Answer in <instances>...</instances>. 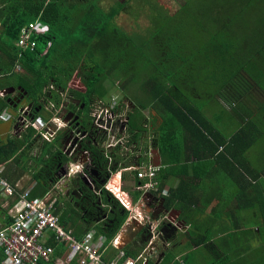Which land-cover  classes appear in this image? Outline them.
<instances>
[{"label":"trees","instance_id":"16d2710c","mask_svg":"<svg viewBox=\"0 0 264 264\" xmlns=\"http://www.w3.org/2000/svg\"><path fill=\"white\" fill-rule=\"evenodd\" d=\"M101 1L0 0V26L5 29L3 34L8 39L18 38L21 29L32 22L40 21L49 27L48 33L33 38L35 50H27L22 56V66L29 74L26 79L24 77L25 90L35 107L31 116L45 115L44 89L51 87V92L54 88L65 90L73 78L81 81L84 90L72 92L87 105L104 101L107 94L105 81L111 80L118 86L121 104L125 106L126 100H132L130 111L136 110L137 116H142L140 109L151 102L172 110L173 120L179 122L175 126L190 133L187 140L193 138L188 150L198 160L196 169L202 166L206 173L209 170L206 162L213 159L218 165L212 185L218 188V178H221L228 183L225 186L221 181V190H227L229 184L235 187L225 196L214 190L209 192L211 202L215 201V204L206 217L213 218L217 230L222 229L227 236L210 242L207 233L210 223H190L185 219L191 226L188 247L198 249L185 254L180 262L176 258H171L174 261L170 262L181 264L183 260L185 264H192L208 249L211 258L205 264H264V248L256 250L257 240L264 241V197L256 196L257 188L262 185L258 184L259 180L264 177L245 174L252 162L248 157L251 146L258 138H264V0H186L174 15L168 14L167 8L158 2L148 0L151 26L132 34L116 22L127 1L117 2L109 9L100 5ZM195 4L198 7L195 8ZM14 53L10 55L12 63L19 58L17 48ZM194 81L203 82L205 89L208 85L211 87L212 97L208 104L200 103V94L192 93V97L182 87L183 83ZM142 101L146 105L139 106ZM211 103H215L213 109L218 106L220 112L228 114L229 122L232 112L239 118L240 126L232 134L225 133L229 128L228 121L223 125L219 115L206 116ZM1 104L5 106L6 103ZM138 124L135 122L134 128L140 130ZM36 134L31 128L26 140L34 139ZM21 145L24 148L30 146L22 142L15 144L12 150L17 151ZM45 147L41 157L47 155L46 159L43 157L46 164L34 176L40 188L32 197L42 196L55 186L58 171L54 166L68 160L62 150L51 152L49 146ZM1 150L7 151L4 147ZM260 155L264 159V149ZM100 160H97L98 175L103 177L101 169L105 162ZM187 181L184 180L183 187L189 183L197 184ZM245 183L247 199L243 198ZM112 190L119 195L117 184ZM98 193L96 196L91 194L93 200L100 201V208L96 210L94 204L86 207L91 215L94 213L92 222L88 219L87 224H95L96 218L107 214L105 222L95 224L97 233L108 239L109 249L103 260H115L120 251L125 257L118 264L127 257L136 259L138 252L113 247L114 238L125 224L129 211L100 186ZM168 202L171 204L170 200ZM203 203V200L198 201L199 205ZM56 206L57 212H62L61 223L66 226L69 211L63 212L59 205ZM225 207L230 209L229 212H224ZM208 209V205H204L200 213L204 215ZM71 214V220H74L76 213ZM225 219L228 224L222 223ZM10 222L8 219L7 224ZM72 227H79L76 221L72 222ZM74 236L81 238L76 233ZM57 245H51L55 248L52 259L39 264H56V258L65 251L63 245ZM188 257H193L192 261ZM136 264H155V261L143 259Z\"/></svg>","mask_w":264,"mask_h":264},{"label":"crops","instance_id":"0c3cea01","mask_svg":"<svg viewBox=\"0 0 264 264\" xmlns=\"http://www.w3.org/2000/svg\"><path fill=\"white\" fill-rule=\"evenodd\" d=\"M0 27L3 30L0 34V42L2 43L4 40H8L11 45H13L12 49L8 46H3L0 49L2 51L5 49V51L14 55L15 48L19 50L17 41L20 37V33L18 38L12 39L10 37L11 39H8L6 34H3L5 29H3V26ZM12 58L13 57H11L6 63L3 62L5 65L0 67L1 176L14 186L17 189V192L29 190L33 196V193L39 191L40 188V185L38 181L34 179V176L44 167L41 163L38 164L34 162L35 159H37L39 155H42V151H45V145L50 147L51 152H57L62 149L61 146H63L64 137L61 136L60 138L59 135L58 139L55 137H57V130H59V120L57 118L56 110L61 113L60 106L63 101L61 102V100H59L58 104L56 100L61 98L62 92L67 91L71 82L75 79L73 78L66 89L62 91L56 90L54 87H52L54 88V92H51V87L48 90L44 89L46 94L43 95H46V97L42 100V103L46 104L45 114L47 113L49 118L46 120L43 115L37 117L42 118L44 122L48 123V126L43 129V133L35 130L37 133L35 137L36 139L34 138L27 141L26 138L29 135L31 128L24 127L21 124V118L26 109L29 113L31 112L32 115L33 111H35V107L33 101L28 98V92L25 90L24 77L26 79L29 74L22 66V57L17 58L14 63L11 62ZM1 59L4 61L5 56L0 54V60ZM17 76L19 77L18 82L9 80L11 77L17 79ZM83 86L84 85L81 83V88L77 90L83 91ZM21 94L23 95L22 97H20ZM120 101L118 102L115 100L111 103L110 107H108L107 102L100 101L101 107L98 109L108 108L112 111L114 116L111 120H108V122L105 123L107 128L101 126H99L101 127L99 128L98 126H95V129H93L98 142L102 143L104 148L109 149L110 153H108L107 156H111L109 158L104 157L105 161H103V159L100 160L105 162V167L101 169L104 176L99 177L98 175L100 169H97V166L99 165L97 160H90L89 158V161H78L76 160L77 157L71 160L65 155L68 160L62 164L59 163L54 166L56 172L59 171V174H61V179L57 181L54 187L49 188L47 193L42 196L34 197L45 199L49 196L50 199L54 201L55 214L58 216L60 224L64 226L66 230L70 231L73 236L74 233H76L78 236H81L80 239H83L88 232L95 231L97 235L96 238H99V236L106 237L103 234L97 233L95 230V224H102L105 222L107 220L106 218H108L107 214H103L100 218H96L98 220L94 222L95 224H87L88 219H91L90 222H92L94 213L91 215L86 207L88 208L91 204H94L96 210H99L100 207L98 206V203L100 201L93 200L92 197L88 201L85 199L84 195L87 194L88 191L95 196L96 194L99 195L98 186H100V189H105L111 193L112 196L129 211V216L125 224L114 238L113 247L120 250L127 248L131 252H138L139 254L137 258L142 256L144 259L155 261V264H174L173 262H170L174 261L171 260V258H176V261L180 262L181 256H183L185 252H181L183 253L181 255V253L173 254V251H175L179 245L188 243L187 239H189V234H186L185 232L187 227L182 228L184 225H180L181 227L178 225L179 231L177 234H175L173 238H166L160 229L162 224L159 223L162 219L159 218L160 221L159 219L157 221L154 219L152 220V215L150 216V214H152V209L148 203L152 202L155 204L158 201L159 204H162L169 210H174L176 220L178 221H185V219H188L190 223L206 222V215L208 216V214L211 213V208L213 207V204H215V201L211 202L209 194L211 190L202 193L199 184L200 181L203 182L204 180H207L208 182H212L213 179L216 178L213 173H215L218 163L213 162V159H211L212 162L208 160L206 164L209 170L206 169L208 170L206 173H204L202 166L196 169L195 166L197 165L198 160L194 159L188 150L193 138L192 140H187L190 133L188 131L185 132L183 127L175 126L179 124V122H175L177 119L173 120L172 110H167V107H161V105L151 102L144 109H140L142 117L140 115L137 116L136 110L130 111L133 107L132 105L128 106V104H124L125 106H123ZM4 102L6 104L5 106H2L1 103ZM83 103L86 104L82 101V104ZM95 108L88 113V116H91L93 119L94 111L96 112L97 110ZM1 116H5L7 119L2 120ZM132 118L134 119L132 120ZM135 122L139 123L140 130L134 128ZM50 123L51 126H49ZM47 131H54L55 134L57 133L54 139L53 136L55 134L51 137L46 135L48 139L43 136ZM90 131H92V127H90ZM40 134L43 136V138L40 137L42 140H40L38 136ZM45 141L47 143H45ZM58 141H60V143ZM20 142H25V144H29L30 146L28 148L25 146L24 148L23 144V146L21 145L17 151L15 149L12 150V147L15 146V144H21ZM100 146L102 147L101 144ZM3 147L7 151L1 150ZM23 158L26 160L24 163L22 162ZM46 158L47 155L44 159ZM205 161L206 160L203 162ZM85 167H87V169L81 170ZM92 170L95 174L92 173ZM139 171H143L147 176L139 179L137 177ZM152 172L155 173L154 176H150V173ZM90 173L93 176V180L96 175L97 178L95 182L89 179ZM199 174L202 176L199 177ZM258 174L259 176L261 175L256 172V175ZM261 176L263 178V175ZM184 180L197 184L193 185L189 183L183 187L182 183H184ZM113 181H117L120 196H123L122 198L118 197V195L112 190L111 183ZM90 182L93 187H89ZM147 183L153 184L154 188L147 192L138 189L139 186H143ZM65 185H69V187L65 188ZM106 186H108L109 189H106ZM246 186L247 183L244 184L245 193L243 198L245 197L247 199L246 196L248 189ZM260 186L261 187H258L256 190V196L262 198L264 197V187L262 185ZM68 188L75 191L74 201H70V198L66 195ZM173 191H175L174 194ZM201 199L204 203L199 205L198 201H202ZM168 200L171 201V204ZM17 204L18 200L16 198L3 196L0 192V230L12 223V215H14L13 211ZM56 205H59V207L63 209V212L65 210L69 211L66 216V226L68 229L61 223L62 212H57ZM204 205H208L209 209L204 212V215H202L200 211L204 209ZM223 205H225V203ZM130 208L132 209V212ZM229 210V208L225 207L224 212L227 213ZM109 211H111L110 208ZM71 213H76L74 220H71ZM8 219H10L11 222L7 224ZM147 219L152 221H147ZM213 220V218H208L207 223L211 224ZM73 221H76L79 227H72ZM128 224L134 226L132 228L133 234H136L134 237L129 238V231L126 229ZM173 226H175V222ZM139 227H141V230ZM166 233L168 232L166 231ZM150 235L151 238H148ZM106 242H108V239ZM49 243H51L50 245H56L52 238L49 240ZM107 245L105 244L104 255L109 249ZM192 248L195 250L198 249L196 246ZM0 253V258H2L0 264H2L5 255L1 245ZM121 253H123L124 256H122ZM63 254L56 258V264H79V260L64 263ZM109 257L110 252L108 253V258ZM124 257L125 253L120 251L113 261L118 263V261ZM136 259L127 257L124 262ZM113 261H104V263H111Z\"/></svg>","mask_w":264,"mask_h":264},{"label":"built area","instance_id":"2783aa9c","mask_svg":"<svg viewBox=\"0 0 264 264\" xmlns=\"http://www.w3.org/2000/svg\"><path fill=\"white\" fill-rule=\"evenodd\" d=\"M48 32L49 27L40 22H32L24 26L17 41L19 57H22L27 50H35L36 41L33 38L36 35H44ZM103 113L105 119L108 120L114 116L108 108L103 109ZM1 119L6 120L7 117L1 116ZM95 121L98 126L106 127L99 116L95 117ZM21 124L41 133L48 126V123L44 122L42 118L32 117L31 112L29 113L27 109L23 112ZM54 134V131H47L43 136L48 139L46 135L51 137ZM1 172L2 167H0L1 194L18 200V204L13 211L12 223L0 230V245L3 247L5 255L2 264H39L40 261H50L55 253V248L49 243L51 238L56 244L64 246V263L79 260V264H105L103 253L107 241L106 237L99 236V238H96V232L90 231L83 239H77L60 224L59 218L55 214L54 201L49 196L43 199L32 197L29 190L17 192V189L1 176ZM154 174L152 172L150 176H154ZM146 176L147 174L143 171H139L137 174L139 179ZM153 188L154 185L150 183L138 187L139 190L144 192ZM106 189H109V187L106 186ZM121 255L124 256L123 253ZM143 259L144 257L139 256L136 260H127L121 264H136ZM106 264L118 263L113 261Z\"/></svg>","mask_w":264,"mask_h":264},{"label":"rangeland","instance_id":"374dc122","mask_svg":"<svg viewBox=\"0 0 264 264\" xmlns=\"http://www.w3.org/2000/svg\"><path fill=\"white\" fill-rule=\"evenodd\" d=\"M125 1H127V6L116 18L117 24L122 29H124L126 32H128L130 34H132L133 32H142V31H145L146 29H148L151 26V22H150V19L148 16V14H149L148 13V11H149L148 0H102L100 2V5H102L105 9H109L111 6H114L117 2H125ZM150 1H153V0H150ZM154 1L158 2L163 7H166L168 14L174 15L175 13H177L180 10L182 4L186 0H154ZM194 6L196 8V7H198V4H195ZM2 31L3 30L0 27V34L2 33ZM10 44L11 43L8 40H4L2 43L0 42V48L3 46L9 47ZM0 54L2 56L3 55L5 56L4 61H3V59L0 60V67H3L5 65V64H3V62L6 63L8 60H10L11 54L9 52L5 51V49L3 51L0 49ZM9 80H12L13 82H18L19 77L17 76V79H14L13 77H11ZM188 83L187 84L183 83V86H182L184 89H186L188 91L187 94H192V93L200 94L201 98H202L200 103L205 102L208 104L211 101L210 97H212V95H211V90H210L211 87L209 85L205 89V85L203 82L197 83L196 81H194V83H189V84ZM105 87L107 89V94L105 95V98H104L105 102H108V103L111 102L112 96L114 99L118 98L117 101L122 100V99H120L121 95L116 93L118 86L116 87V85L114 84L113 81H111V80L105 81ZM77 88L80 89L81 87L78 86ZM189 92H191V93H189ZM114 95H115V97H114ZM193 95L194 94H192V97H193ZM126 104H128V106H131L132 100H126ZM214 104L211 103V105L209 106L210 108L207 107L205 114H206V116H210V115L217 116V115H219V118H221V117L223 118V121H224L223 125H224L226 123V121H228L227 120L229 118V117L227 118L228 114L225 112H220L221 110L218 106H216L213 109L212 107ZM142 105H146V102L142 101L141 105H139V106H142ZM43 116L46 120H48V118H49L48 114H45ZM231 116H232V118L230 119L231 121L230 122L228 121L229 128L227 129V131H225V133L228 135L232 134L236 130V128L238 126H240V120L235 115L234 112H232ZM263 126H264V123H263ZM263 130H264V128H263ZM263 149H264V138H258L254 142V144L251 146V149L248 153V157H251L252 162L249 163L250 168H247L245 174L256 175V172H257V173H260L261 175H263V177H264V159H262V156L260 155V153ZM43 154H44V151H42V155ZM41 156L39 155V157L37 159H35V161L34 160L33 161L38 163V164L41 163L42 166H44L46 164V160H44L43 157H41ZM25 161L26 160L23 158L22 162L24 163ZM221 177H224V175ZM218 180H219V187L218 188L216 186H213L212 182H208L207 180L206 181L204 180L203 182L200 181V184H199L200 191L202 193H205L206 191L214 190L218 194L221 193L222 196L223 195L225 196L227 194V192L232 193L234 191L235 186L233 184H229V186L227 187V190H221V181L224 182L225 186H227L228 183L224 179H221V178H218ZM259 184H262V186L264 187V178L259 180ZM118 197L122 198L123 196H120V194H119ZM131 212H132V209H131ZM206 222H208V219L206 220ZM222 223L228 224L229 221L227 219H225ZM217 224H219V223H217ZM214 225H216L214 223V220L211 224L207 225V228H208L207 233L209 235L208 239L210 240V242H211V239L215 242L219 239H224V237L227 236V233L226 234L222 233V229L217 230L218 225H216V226H214ZM187 240H188V243L187 244L184 243V244L179 245L178 248L175 251H173V254L181 253L183 251L185 252V254H187L189 252L195 251V249L188 247V245L190 244V239H187ZM220 242H223V241H219V243ZM242 244L244 245L245 243L242 242ZM263 248H264V241L263 240H257L256 250H261ZM202 253H204V255L201 259H200V255L197 256L193 261H192L193 257H188L187 259L189 261H192V264H205L209 261V259L211 258V255H210L208 249H206V251H203ZM182 254L183 253H181V255ZM184 255L181 256V259H184ZM195 255H198V254H195ZM181 261H182L181 264H185L183 260H181Z\"/></svg>","mask_w":264,"mask_h":264},{"label":"flooded vegetation","instance_id":"af4514ba","mask_svg":"<svg viewBox=\"0 0 264 264\" xmlns=\"http://www.w3.org/2000/svg\"><path fill=\"white\" fill-rule=\"evenodd\" d=\"M80 84L81 81H79V79H75L73 80V82H71V85L69 86L67 91L62 92V96L59 99L61 100V102L63 101L60 106L61 113H59V111L56 110L57 118L59 120V124H58L59 130H57L58 134L56 133L57 137H55L56 136L55 134L53 136V139L54 137L58 139L59 136L60 138L61 136L64 137V142H63V146H61L62 147L61 150L71 160H73L76 157H77L76 160L78 161H89L88 160L89 158L90 160H98V158L102 159L104 157L109 158L111 157V156H107L108 153H110L109 149L104 148L103 144L98 142V139L94 135V131H93V129H95V126H98L96 124V121L94 120L95 117L97 118V116H99L101 118V122L103 123H106L108 119H105L103 115L104 114L103 109H98L101 107L100 101L88 105L84 103L82 104L81 99L74 95L72 91L77 90L78 89L77 87L80 86ZM22 96L23 95L21 94L20 97ZM115 100L116 99H114L112 96L111 102H114ZM107 104H109L108 107L111 106V103H107ZM93 108L97 109L96 110L97 116L94 111V116H95L94 119L91 116H88V113H90L93 110ZM90 127H92V131H90ZM58 142L60 143V141ZM100 144L102 145V147L100 146ZM87 167H85L84 169L82 168L81 170H85L87 169ZM92 173L95 174L93 170ZM57 176H58L57 181H59L61 179L60 178L61 174H59V171L57 172ZM92 178L93 176L90 173L89 179L91 181L95 182L97 177L95 175L94 180ZM66 187H69V185H65V188ZM89 187H93L91 182ZM74 193H75L74 190H70V188H68V192L66 193V195L67 197L70 198V201H74ZM84 197L86 200L89 201L90 198L92 197L90 191H88V193L85 194ZM148 204L152 209V214H150V216L152 215L151 217L152 220L154 219L157 221L159 218L162 219L161 221L159 219L160 221L159 224H162L160 229L162 230L161 232L163 235H165L166 238L169 237L173 238L174 235L177 234V232L179 231L178 225L179 226L184 225V227L182 228L187 227V229H185L186 234H189L191 232L190 231L191 226L186 223L187 222L186 220L185 221L176 220L174 210L170 209L171 210L170 211L162 204H159L158 201L155 204H153L152 202ZM152 220L147 219V221H152ZM174 222H175V226H173ZM166 231L168 233H166ZM148 238H151V235Z\"/></svg>","mask_w":264,"mask_h":264},{"label":"water","instance_id":"95a60500","mask_svg":"<svg viewBox=\"0 0 264 264\" xmlns=\"http://www.w3.org/2000/svg\"><path fill=\"white\" fill-rule=\"evenodd\" d=\"M14 90V89H13ZM49 126H51V123L49 124ZM138 224V223H137ZM134 226H132L131 224H128L127 226H126V229H127V231H129L128 232V234L130 235L129 236V238H131V237H134L136 234H133V232H132V228H133ZM140 228V230H141V227H139Z\"/></svg>","mask_w":264,"mask_h":264},{"label":"bare ground","instance_id":"6f19581e","mask_svg":"<svg viewBox=\"0 0 264 264\" xmlns=\"http://www.w3.org/2000/svg\"><path fill=\"white\" fill-rule=\"evenodd\" d=\"M111 184H112L111 186L113 187L114 184H117V181H115V182L113 181ZM118 190H119V187H118ZM119 194H120V191H119Z\"/></svg>","mask_w":264,"mask_h":264},{"label":"clouds","instance_id":"9594fccd","mask_svg":"<svg viewBox=\"0 0 264 264\" xmlns=\"http://www.w3.org/2000/svg\"><path fill=\"white\" fill-rule=\"evenodd\" d=\"M108 103V102H107ZM109 103H113V102H109ZM41 135V134H40ZM41 137L43 138V136L41 135Z\"/></svg>","mask_w":264,"mask_h":264}]
</instances>
